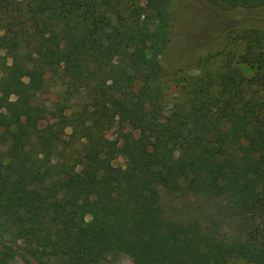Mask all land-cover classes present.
Listing matches in <instances>:
<instances>
[{
    "label": "trees",
    "instance_id": "obj_1",
    "mask_svg": "<svg viewBox=\"0 0 264 264\" xmlns=\"http://www.w3.org/2000/svg\"><path fill=\"white\" fill-rule=\"evenodd\" d=\"M199 1L245 13L252 73L222 62L167 105L175 0H0V264H264V0Z\"/></svg>",
    "mask_w": 264,
    "mask_h": 264
},
{
    "label": "rangeland",
    "instance_id": "obj_2",
    "mask_svg": "<svg viewBox=\"0 0 264 264\" xmlns=\"http://www.w3.org/2000/svg\"><path fill=\"white\" fill-rule=\"evenodd\" d=\"M145 1L139 0V3L143 5ZM175 10L179 18L176 28L178 35L171 42L166 55V66L172 71L161 83L167 105L181 98L182 87L189 78L200 75L202 71L216 69L222 62H230L233 67L239 68L246 76L251 75L252 72L248 67L238 64V56L242 53V46L236 36L228 32L232 25L242 23L245 20V13L216 11L199 0H175ZM223 49H225L224 55L216 60H210L206 63L197 60L200 55H204L207 51ZM57 92L56 88H52L50 93L43 97L48 100L47 103H53L56 100ZM51 123L53 120L41 123L40 127L47 124L53 125ZM130 135L137 136L138 132L127 124L116 125L106 134L108 139L117 140L120 147L123 146L125 138ZM146 135L149 139L154 140L165 136L171 138L172 132L162 126L146 132ZM124 161L123 156H118L113 164L123 166ZM5 163L4 157L0 153V178L4 175ZM11 264H22V262L17 260ZM105 264H131V262L127 257L121 256L114 261H107ZM226 264L252 263L236 258Z\"/></svg>",
    "mask_w": 264,
    "mask_h": 264
}]
</instances>
